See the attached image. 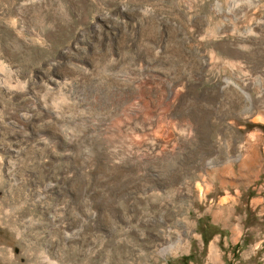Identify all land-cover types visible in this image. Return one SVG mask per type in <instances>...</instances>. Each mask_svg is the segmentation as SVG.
<instances>
[{"label":"rangeland","instance_id":"374dc122","mask_svg":"<svg viewBox=\"0 0 264 264\" xmlns=\"http://www.w3.org/2000/svg\"><path fill=\"white\" fill-rule=\"evenodd\" d=\"M262 101L264 0H0V264H264Z\"/></svg>","mask_w":264,"mask_h":264},{"label":"bare ground","instance_id":"6f19581e","mask_svg":"<svg viewBox=\"0 0 264 264\" xmlns=\"http://www.w3.org/2000/svg\"><path fill=\"white\" fill-rule=\"evenodd\" d=\"M255 107H259L260 109L262 108L263 109V111H264V101H262V102H260V103H258L257 105L255 104ZM26 119V124H27V122H28V125L30 124V123H33V126L35 125V122L37 121V120H35V118H32V117H26L25 118ZM26 124H24V125H26ZM27 129H28V126L26 127ZM23 129V128H22ZM26 130V129H25ZM28 130H26V133H28L29 135H31L32 137H34L35 136V134L34 133H31V130L30 131H28ZM155 144V142H154V140L152 139V140H150V142L148 143V145L150 146V148H152L153 146H155L154 145ZM154 148V147H153ZM152 148V149H153ZM251 155V154H250ZM252 156H253V160H252V163L254 164L255 163V158H256V156H257V152L254 150V151H252ZM259 159V158H258ZM258 167V166H257ZM227 197V196H226ZM230 198L228 197V198H226V200L228 201ZM222 200V199H221ZM225 201V200H224ZM257 201L258 200H255V202L257 203Z\"/></svg>","mask_w":264,"mask_h":264}]
</instances>
